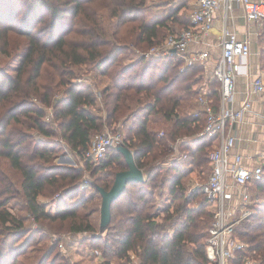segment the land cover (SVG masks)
<instances>
[{
  "label": "trees",
  "instance_id": "1",
  "mask_svg": "<svg viewBox=\"0 0 264 264\" xmlns=\"http://www.w3.org/2000/svg\"><path fill=\"white\" fill-rule=\"evenodd\" d=\"M17 2L0 0V42L8 46L15 34L20 39V44H13L20 52L14 76L0 70V156L20 174L18 182H11L0 172L7 195H20L41 229L43 220L78 217L81 220L71 230L93 231L87 214L76 212L88 198L67 199L78 192L84 195L87 188L98 193V188L108 190L115 174L127 169L123 154L117 146L108 148L91 169L92 174L102 175L82 184L79 170L72 169L69 175L68 166L50 161L57 154L59 139L83 160L85 168L92 166L85 158L91 137L117 123L123 135L120 145L132 151L144 180L126 184L110 205V222L104 228L99 222L100 235H92L88 243L102 251L103 264H111L114 257L119 259L115 264H136L129 259L130 250L138 254L137 264H209L205 244L213 219L210 202L197 187L187 193L183 181L204 170V182L210 172L207 157L213 137L196 136L205 119L203 113L193 115L195 85L204 82L203 64L181 70L183 60L177 56L148 57L143 52L138 60L117 66L130 47L126 40L130 38L140 49L158 44L167 34L189 26L186 14L172 7L166 15L154 13L145 7L146 0H20L18 7ZM64 20L70 21L72 29L62 27ZM3 53L11 56L10 51ZM82 64L90 65L98 77H107V84L95 91L90 83L75 81V68ZM216 91L211 93L215 106ZM49 107L52 115L47 121ZM158 122L161 127H152ZM178 138L183 139L178 149L187 157L169 163V145ZM47 186L61 190L54 213L38 200ZM157 187L167 194L156 193ZM248 188L251 197L255 192L263 196L234 229L233 237L244 248L235 252L233 264L246 259L264 264V163L261 178L251 180ZM6 201L0 202V235L15 237L14 232L25 228L24 221L4 207ZM6 241L2 238L0 246ZM22 253L16 245L0 250V264L14 263Z\"/></svg>",
  "mask_w": 264,
  "mask_h": 264
},
{
  "label": "built area",
  "instance_id": "2",
  "mask_svg": "<svg viewBox=\"0 0 264 264\" xmlns=\"http://www.w3.org/2000/svg\"><path fill=\"white\" fill-rule=\"evenodd\" d=\"M222 0H195V6L190 11L188 27L166 35L164 40L154 44L143 54L145 56H177L183 60L181 70L193 63L204 64L211 54L207 50H192L195 43L208 35L212 28L214 10ZM225 1L226 7L229 2ZM242 7L243 18L248 22L264 21V0H238ZM251 53L250 42L238 36L231 27L223 26L219 37V54L214 59L212 76L218 83L219 101L215 106L209 92H198L194 102L197 105L194 116L204 114V124L196 136L213 137V148L208 153L210 172L204 182L194 184L192 189L199 188L212 203L214 219L208 229L205 253L209 264H233L235 252L244 248V244L233 237L237 224L252 213L251 194L248 184L251 180H259L262 176V164L246 167L242 164V155L233 152L236 137L233 134L235 124L241 122L245 112L251 109V99L245 98L236 102V81L234 63L237 59L246 58ZM249 93H264V80L261 75H255L249 84ZM248 89V88H247ZM162 131L159 135H162ZM185 139V138H184ZM123 141L122 132L117 128L94 134L85 152V158L93 164L98 163L106 150L118 146ZM183 139L178 138L170 143L169 163L187 157L180 152L178 146ZM231 178L237 187L239 199L238 211L226 205V189L232 187L227 179ZM190 189V190H192ZM215 208V210H214ZM239 264H259L256 259H246Z\"/></svg>",
  "mask_w": 264,
  "mask_h": 264
},
{
  "label": "rangeland",
  "instance_id": "3",
  "mask_svg": "<svg viewBox=\"0 0 264 264\" xmlns=\"http://www.w3.org/2000/svg\"><path fill=\"white\" fill-rule=\"evenodd\" d=\"M157 1L158 0H146V3L144 5L145 7L151 8L152 3H155ZM19 4H20V0L19 2H17V7ZM99 14H100L99 22L103 23V14L101 13ZM63 22H64L62 26L63 28L68 27V30L72 29V25L70 24L69 20H64ZM15 25L18 26L17 23ZM128 29L129 27L127 28V30ZM256 29L258 31V34H256L252 40L251 57L248 58L249 62L247 61L252 71L255 72H253V74L250 75V77L248 75L247 79L251 80L255 75H261L264 80V21L257 23ZM14 34L15 33H13V35ZM70 36L72 37V34ZM70 36L69 38H71ZM18 38L19 37L17 34H15L14 36L11 35L9 37L10 43L8 42L9 43L8 46H3L2 42H0V70L1 72L8 74L10 76H14L15 74L14 72L19 63L18 54L16 53H20V52H15L13 48V44L15 45L20 44V42H18L20 39ZM71 39H75V37L73 36ZM131 43L134 42L130 38L126 40V44H129L130 47L128 50L124 52V54H122L119 57L117 66L123 64L126 65L130 62L138 60L142 55V53L147 52V49L149 48V47L145 49L136 48ZM3 51H10L9 54H11V56L8 57L7 54L3 53ZM209 65L210 63L206 67L207 70L209 68ZM203 70H205L204 66H203ZM75 73L77 74V77L74 78L75 81L77 80L83 83L88 82L93 86L95 91L100 90V88L105 86L108 81V78L105 76L98 77L96 72L93 71L92 67L88 64L87 65L82 64L76 67ZM203 81L204 82L197 83L195 85V88H198V92L207 90L209 92V96L211 97V93L217 89V83L213 79L210 70H209V74H207L204 77ZM216 96L217 98H219L218 93L216 94ZM100 100L98 101L100 102ZM102 113L104 114L103 111ZM45 114L46 115L44 118L48 121V119L52 115L51 107L46 109ZM116 124L111 123L110 125L103 127L99 132L101 133L104 131H111L113 129H117L118 125L116 126ZM161 126L162 123L159 122L152 125V127L155 128ZM55 147L57 154L54 156V158H52L50 162L55 163L57 165L60 164V165L68 166L71 170L69 175H73L72 169L79 170L81 172V179L79 183L82 184L85 181L89 182L91 180H94L98 175L99 176L102 175L99 173H95V174L91 173V169L93 168L94 164H91L92 166L89 165V167L85 168L86 166L83 160L79 159L78 156H76L74 152L70 150V148L67 146L65 142L57 139L55 141ZM0 172L1 174L4 173L5 175H7L11 182H16V181L18 182V180L20 179V174L15 172V170H13L9 166L8 161L3 156H0ZM163 173L164 171L161 172L159 175L161 176L163 175ZM160 176L158 177L159 179ZM192 176L193 177H190V175H188L185 177V179H183L184 183H186L185 188L187 190V193L188 191H190V189H192V187L194 186V184H196V182L201 183L203 181L204 177L206 176V173L203 170L202 172H199L197 176H195V171H194ZM5 188L6 187L4 184H0V202H4V200H7L4 204V207L17 218H21L24 221L23 225L25 227L24 229H19L17 230V232H14L15 234L18 235V236L16 235L15 237L14 234L10 235L9 237H7L6 235L2 237L0 235V245L2 238L7 239L5 246L4 247L0 246V250L5 251L8 247L15 245H16V250H18L19 248H22L23 250V253L16 257L14 263L12 261V262H6V264H102L101 262L102 259H99L101 257L96 258V255H101L102 251L97 247L91 246V243H88L89 240H91L92 235L95 236H97V234L100 235L99 218H100L101 197L99 193L96 192V190L94 192V189L92 190L90 188H87L84 189L85 190L84 195L82 192H78L75 195H71L70 197H68L67 199L68 201L75 198H77V200L88 198L86 206L76 208V212H78V214L83 216L84 214H87V217L85 218L88 219L91 223H93V226L95 228L93 231L75 232L71 230L72 228L70 229L69 227H71V225L73 227L75 222L81 220L78 217H72L69 218L68 220H62V221L43 220L42 222L44 224V227L41 229L38 225V222L35 219H33L24 208V203L21 196L16 193L7 195ZM56 188L57 187L55 186L52 187L47 186L46 190L42 193V195L38 197V200L41 203H43L46 209L49 210L51 213L55 212L56 210L55 205L58 198L57 196L58 194L61 193V190H55ZM14 189L18 191L19 185L16 184L14 186ZM154 189L155 188H151L150 190H154ZM155 191L156 193H163L165 195L167 194V191L163 187L162 188L157 187ZM88 192H91L92 195ZM261 196L263 195L257 192L252 194L253 199L251 200V204H250L252 209L256 208L258 204L256 201H259ZM198 204L200 203L195 202V205L198 206ZM213 206L214 204L212 205V207L209 208L212 213H213ZM213 219H214V213H213ZM241 221L237 224L236 230L240 225ZM20 231H22V233H20ZM236 238L238 241L243 243L237 236ZM18 244L21 245L18 246ZM256 260L259 262L258 259Z\"/></svg>",
  "mask_w": 264,
  "mask_h": 264
},
{
  "label": "crops",
  "instance_id": "4",
  "mask_svg": "<svg viewBox=\"0 0 264 264\" xmlns=\"http://www.w3.org/2000/svg\"><path fill=\"white\" fill-rule=\"evenodd\" d=\"M227 2H229V7H226L225 1L222 0L220 6L214 10L211 21L212 28L208 35L191 47L195 51L207 50L212 56L203 64L205 69L203 73L204 77L209 74V70L212 75L214 59L219 54V37L223 26L231 27L237 32L239 37L246 38L250 42V46H252V40L255 35L258 34L256 29L257 23L248 22L243 18L242 7L238 0H227ZM155 3L156 5L154 3L151 5L150 10L152 12L166 15L170 7L173 9L179 8L178 14L185 13L188 24H190L189 14L195 6V0H158ZM250 57L251 53L248 57L237 59L234 63L237 90L235 105L241 100L249 98L251 99V109L245 112L241 122L235 124L233 127V134L236 137L233 152L240 153L242 155V164L251 168L256 164L264 163V93L258 95L249 93V84L252 79L247 78L248 75L250 77L255 72L252 71L249 63H247ZM209 63L210 65L207 70L206 67ZM227 181L233 186L227 188L225 191L227 198L226 205L232 207L237 212L239 205V199L235 193L237 192V187L234 186L231 178H228ZM209 207H212L211 202ZM128 256L131 262H135L136 264L139 262V256L136 251H128ZM96 258L102 259L101 262L103 264L105 257L102 253L101 255H96ZM118 260L115 257L112 258L111 264H115Z\"/></svg>",
  "mask_w": 264,
  "mask_h": 264
},
{
  "label": "water",
  "instance_id": "5",
  "mask_svg": "<svg viewBox=\"0 0 264 264\" xmlns=\"http://www.w3.org/2000/svg\"><path fill=\"white\" fill-rule=\"evenodd\" d=\"M117 149L123 154L127 169L115 174L113 183L108 190L98 188L101 196L100 204V227L104 228L110 222V205L122 193L129 182H139L144 180L143 171L135 164L132 151L123 145H118Z\"/></svg>",
  "mask_w": 264,
  "mask_h": 264
}]
</instances>
